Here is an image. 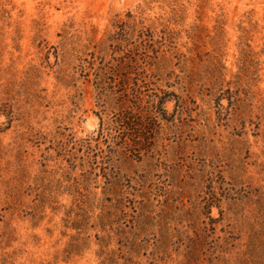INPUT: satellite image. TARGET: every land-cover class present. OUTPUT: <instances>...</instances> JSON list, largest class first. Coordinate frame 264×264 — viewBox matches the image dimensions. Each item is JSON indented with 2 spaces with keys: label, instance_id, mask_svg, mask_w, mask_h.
I'll return each instance as SVG.
<instances>
[{
  "label": "rangeland",
  "instance_id": "rangeland-1",
  "mask_svg": "<svg viewBox=\"0 0 264 264\" xmlns=\"http://www.w3.org/2000/svg\"><path fill=\"white\" fill-rule=\"evenodd\" d=\"M0 264H264V0H0Z\"/></svg>",
  "mask_w": 264,
  "mask_h": 264
},
{
  "label": "trees",
  "instance_id": "trees-1",
  "mask_svg": "<svg viewBox=\"0 0 264 264\" xmlns=\"http://www.w3.org/2000/svg\"><path fill=\"white\" fill-rule=\"evenodd\" d=\"M136 67L139 68L137 63L135 64ZM138 68L136 70H138ZM132 68L128 67L126 73H122L116 71L115 74L121 79V81H129L132 72ZM137 76H141L144 72L134 71ZM141 78V77H140ZM140 78H136V82L134 86L128 88L125 84V91L128 92L130 96L131 105L125 107L126 109L123 110L122 119L118 121L120 125L124 126L128 130H134L138 128H146L149 124H151V120L159 119L161 114L165 112L163 108V103H156L155 101H144V95L142 93V85L138 84ZM135 132V131H134ZM134 137H130V141L134 143V145L139 144ZM126 147L129 146V142L125 143Z\"/></svg>",
  "mask_w": 264,
  "mask_h": 264
}]
</instances>
